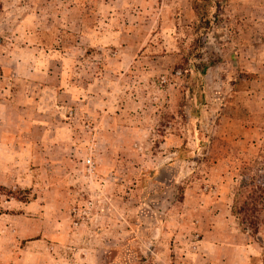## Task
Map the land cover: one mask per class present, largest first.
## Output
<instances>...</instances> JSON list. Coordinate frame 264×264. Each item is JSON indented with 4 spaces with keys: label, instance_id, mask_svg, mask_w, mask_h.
Wrapping results in <instances>:
<instances>
[{
    "label": "rangeland",
    "instance_id": "obj_1",
    "mask_svg": "<svg viewBox=\"0 0 264 264\" xmlns=\"http://www.w3.org/2000/svg\"><path fill=\"white\" fill-rule=\"evenodd\" d=\"M264 0H0V264H264Z\"/></svg>",
    "mask_w": 264,
    "mask_h": 264
},
{
    "label": "trees",
    "instance_id": "obj_2",
    "mask_svg": "<svg viewBox=\"0 0 264 264\" xmlns=\"http://www.w3.org/2000/svg\"><path fill=\"white\" fill-rule=\"evenodd\" d=\"M239 192L241 195L236 200L234 213L245 231L258 234L264 214V183L244 180Z\"/></svg>",
    "mask_w": 264,
    "mask_h": 264
},
{
    "label": "crops",
    "instance_id": "obj_3",
    "mask_svg": "<svg viewBox=\"0 0 264 264\" xmlns=\"http://www.w3.org/2000/svg\"><path fill=\"white\" fill-rule=\"evenodd\" d=\"M235 253L238 257L239 264H242L253 253V250L247 247L236 248Z\"/></svg>",
    "mask_w": 264,
    "mask_h": 264
}]
</instances>
